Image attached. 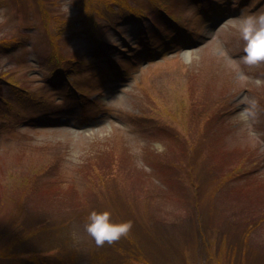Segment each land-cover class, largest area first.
<instances>
[{"label":"rangeland","instance_id":"obj_1","mask_svg":"<svg viewBox=\"0 0 264 264\" xmlns=\"http://www.w3.org/2000/svg\"><path fill=\"white\" fill-rule=\"evenodd\" d=\"M262 15L264 0H0V264H264V63L243 62L240 33ZM95 29L124 52L103 58ZM92 211L130 234L97 247Z\"/></svg>","mask_w":264,"mask_h":264},{"label":"clouds","instance_id":"obj_2","mask_svg":"<svg viewBox=\"0 0 264 264\" xmlns=\"http://www.w3.org/2000/svg\"><path fill=\"white\" fill-rule=\"evenodd\" d=\"M241 37L246 42L243 62L249 66L264 63V15L246 20L241 29ZM133 228L131 221L114 223L109 211H92L83 226L84 233L94 240L97 247L113 245L127 237Z\"/></svg>","mask_w":264,"mask_h":264},{"label":"trees","instance_id":"obj_3","mask_svg":"<svg viewBox=\"0 0 264 264\" xmlns=\"http://www.w3.org/2000/svg\"><path fill=\"white\" fill-rule=\"evenodd\" d=\"M105 6H107V7H104V9L103 10H105V11H107V10H111V9H113L112 7L114 6V5H112V6H108L107 4L105 5ZM97 11H99L100 12V9H98ZM95 35H97V34H95ZM60 68V67H59ZM60 70V69H59ZM221 166H224V165H219L218 167H221ZM217 167V168H218ZM155 186H157V185H155ZM161 189V188H160ZM162 190V192L164 193V194H166L167 193V191L165 192V190L164 189H161ZM157 192H159V191H157ZM156 192V193H157ZM155 193V194H156ZM160 193V192H159ZM131 220L132 221H134V224H135V221L137 220V218L135 219V218H131Z\"/></svg>","mask_w":264,"mask_h":264}]
</instances>
